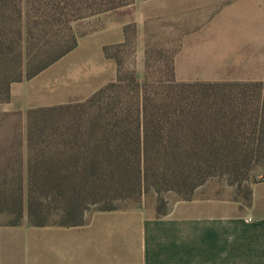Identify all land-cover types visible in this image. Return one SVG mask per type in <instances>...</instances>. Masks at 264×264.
Masks as SVG:
<instances>
[{
    "label": "trees",
    "instance_id": "1",
    "mask_svg": "<svg viewBox=\"0 0 264 264\" xmlns=\"http://www.w3.org/2000/svg\"><path fill=\"white\" fill-rule=\"evenodd\" d=\"M131 1L0 0V102L10 100L14 82L78 46L87 32L74 21ZM128 47L104 49L118 63L114 80L87 97L28 111L27 178L0 185L9 221L27 215L36 225H79L93 208L125 209L151 191L165 215L169 191L192 200L213 177L237 182L264 166V83L180 82L171 56L153 47L139 80L124 65ZM154 52L164 69L152 63ZM251 91L258 97L249 102Z\"/></svg>",
    "mask_w": 264,
    "mask_h": 264
},
{
    "label": "crops",
    "instance_id": "2",
    "mask_svg": "<svg viewBox=\"0 0 264 264\" xmlns=\"http://www.w3.org/2000/svg\"><path fill=\"white\" fill-rule=\"evenodd\" d=\"M186 14L203 20L187 29L182 21ZM100 16L103 25L82 36L78 46L58 61L69 58V77L81 85L85 96L118 75V63L106 55V46L128 43L140 61L136 76L142 80L147 51L157 35L180 82L263 81L253 72L233 78L230 68L254 70L257 60L260 68L264 66L263 48L233 47L245 42L240 37L257 35L264 0H132ZM244 20L250 26L247 30ZM246 42L263 44L264 39ZM197 68L207 70L196 72ZM67 77L58 75L57 83L65 85ZM16 90L13 83L11 101L1 103L0 111L22 116V143H0V180L27 178L28 111L65 102L29 93L18 105ZM0 264H264V181L255 185L253 206L244 211L231 200L193 199L178 200L165 215L145 206L90 210L82 224L73 226L36 225L27 215L17 223L0 222Z\"/></svg>",
    "mask_w": 264,
    "mask_h": 264
},
{
    "label": "rangeland",
    "instance_id": "3",
    "mask_svg": "<svg viewBox=\"0 0 264 264\" xmlns=\"http://www.w3.org/2000/svg\"><path fill=\"white\" fill-rule=\"evenodd\" d=\"M190 1V0H185ZM106 13V12H105ZM101 13V14H105ZM101 14L93 15L86 17L84 19H81L79 21H74L73 25L77 29V31L80 32H87L90 33L92 31L97 30L99 27H101L103 24V21L101 19ZM169 20V19H168ZM203 18L199 15L194 14H186L183 16V22L185 24V27L187 29H194L198 27L201 24V21ZM242 27L247 30L249 28V24L247 20L243 21ZM257 35L254 37H240L245 42H242L241 44L233 43V47L240 46L244 50H253L257 48H263L264 50V43L260 42H246L247 39H260L261 37L264 39V17L263 20L258 19L257 25H256ZM86 35V34H85ZM155 43L153 44V48L158 50H161L163 48L162 37L156 36ZM82 52V50H79L78 52H75L74 55H79V53ZM159 52L153 53V64H155V68L159 69L163 67L164 69V59L158 58ZM168 55V53L162 52L161 56ZM62 59V58H61ZM60 59V60H61ZM124 59V65L127 67V69H131L136 74L137 68H139L140 61H137V54L135 52H128L124 53L123 56ZM67 60H62L61 62H55L50 67H48L46 70L35 76L34 78L30 80H23L19 82H14V85L16 87V91L18 92V96L16 97V103L15 104H22L21 101L24 100L27 94L32 93H41L42 95L47 96V101H55V102H69L71 100H76L80 98L87 97L81 93V85L78 83H72L71 77L68 74V69L70 68L71 64L69 63L66 65ZM241 64H247V61H240ZM257 68L251 69V68H236L231 67L230 68V75L234 77H245V75H248V73L253 72L256 74V77L260 78V76L264 77V66L260 68L259 64L261 63L259 60L256 61ZM264 65V63H263ZM201 70L206 71V68H197L196 72H200ZM67 74V81H65V85L57 83L56 77L58 75H65ZM176 76V75H175ZM177 79V78H176ZM29 81V82H27ZM64 81V79L62 80ZM264 83L263 81L258 82H238V81H230L227 83ZM13 85V84H12ZM12 87V86H11ZM256 89V88H255ZM253 89V90H255ZM257 93H258V89ZM254 92V93H253ZM255 91L249 92V102L255 101L256 97L258 95L255 94ZM82 94V95H81ZM90 95V94H89ZM11 99V98H10ZM9 101L0 102L1 105L4 103H9ZM37 108V107H35ZM22 134H23V119L21 115L17 116H8L3 115V111H0V143H22ZM231 177L227 175L223 176H216L211 179H209L207 182H205L203 185H201L195 192V195L193 199H225V200H231L233 203H236L239 205L240 209L242 211L245 210V208L250 209L253 206V192L255 185L259 182L264 181V166L258 165L256 166L249 174H244L241 176L240 179L235 180L237 182L233 181ZM3 180H0V184H2ZM249 190H252V195H248ZM165 197L167 200V208L168 210L171 208L172 205H174L178 200H183L180 198V196L174 192L169 191L165 193ZM192 199V200H193ZM134 206H145L147 209H154L155 211L157 208V197L154 192L148 193L144 200L141 203H131L130 207ZM95 210V208L92 209V211ZM11 215L7 213H0V222L9 221L11 219Z\"/></svg>",
    "mask_w": 264,
    "mask_h": 264
}]
</instances>
